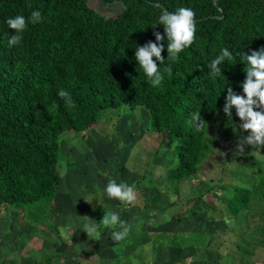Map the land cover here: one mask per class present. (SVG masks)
Segmentation results:
<instances>
[{
	"label": "trees",
	"instance_id": "obj_1",
	"mask_svg": "<svg viewBox=\"0 0 264 264\" xmlns=\"http://www.w3.org/2000/svg\"><path fill=\"white\" fill-rule=\"evenodd\" d=\"M100 2L121 3L124 11L110 19L91 10L87 0H0V209L51 202L60 184L61 137L85 131L106 113L124 106L148 109L151 128L179 140L178 164L155 190L157 195L161 189L180 195L181 185L196 176L206 150L207 127L197 132L189 124L191 114L199 110L209 123L224 113L228 87L244 95L246 65L241 53L250 55L264 47V0ZM180 7L194 11L196 34L178 60L169 62L159 16L165 9L175 12ZM36 10L42 22H29L21 42L9 47L8 37L15 31L7 19L28 18ZM155 32L165 36V61L160 64L153 57L164 76L158 87L150 85L135 59L137 46L161 43ZM223 48L233 58L220 66L223 76L212 78L207 64ZM169 66L171 76L165 71ZM60 89L71 94L75 107L65 106L57 94ZM224 193H219L221 202L226 201ZM205 195L200 197L207 207L205 221L210 222L215 207ZM237 201L233 196L230 203L243 205Z\"/></svg>",
	"mask_w": 264,
	"mask_h": 264
},
{
	"label": "rangeland",
	"instance_id": "obj_2",
	"mask_svg": "<svg viewBox=\"0 0 264 264\" xmlns=\"http://www.w3.org/2000/svg\"><path fill=\"white\" fill-rule=\"evenodd\" d=\"M87 6L110 19L124 11L121 3L106 6L100 0H87ZM240 123L237 115L229 118L224 113L210 120L205 135L206 150L200 157L196 176L189 185H182L180 195L173 194L172 204L164 195L169 191H159V203L149 211L156 219L142 221V231L131 235L128 247L127 237L120 242L111 239L112 232L121 229L100 222L106 211L119 212L110 209L113 200L107 197L99 180L125 183L130 177L126 184L148 182L154 193L155 187L161 181L167 182L169 171L178 164L179 140L169 139L167 131L155 132L151 128L150 112L144 107L124 106L106 113L85 131L67 132L60 140L57 165L60 184L54 199L31 207L7 205L0 209V222L5 226L0 230V264H57L60 256V264H95V260L129 257L136 262L148 259L150 250H134L138 238H143L141 234L146 231L153 237L154 232L168 230L170 221L173 232L180 230L183 225L180 216H186V209H195L200 204L196 201L203 191L215 207L206 232L211 229L215 234H204L202 240L203 235L198 234L187 237V241L214 244L218 259L226 260L227 264L235 259L245 264H264V146H245L244 153L237 154L238 141L248 135L239 129ZM198 180L206 181L207 184L203 183L206 190L196 185ZM192 185L195 187L191 188ZM221 192H225L224 202L220 201ZM233 196L243 205L236 207V203H230ZM86 212L99 227L95 236L84 241L79 236L86 233L82 230L85 220L81 218ZM196 214H200L199 208ZM119 217L124 221L122 212ZM39 233H42L40 238ZM64 243L69 250H63Z\"/></svg>",
	"mask_w": 264,
	"mask_h": 264
},
{
	"label": "clouds",
	"instance_id": "obj_3",
	"mask_svg": "<svg viewBox=\"0 0 264 264\" xmlns=\"http://www.w3.org/2000/svg\"><path fill=\"white\" fill-rule=\"evenodd\" d=\"M29 22L33 25L42 22L41 12L38 10L32 11L28 18L23 15H17L14 18L7 19L6 23L8 27L15 31L14 35L8 37L9 47L16 46L21 42L23 38L22 33L25 31ZM159 25L164 26L167 37V60L169 62H175L178 60L179 54L194 42L196 34L195 13L192 9L186 7H180L175 12H169L165 9L159 16ZM154 35L156 41L161 43L149 41L143 46H137L135 59L138 61L139 68L143 70L150 85L152 87H158L164 80V76L156 60H159L160 64L165 61L162 56V52L164 51L162 41H164L165 36L159 32H155ZM232 58L233 56L229 49L223 48L207 64L209 76L212 78L223 76L220 66ZM241 62L246 65L244 69L246 78L241 84L244 95L237 94L231 87H228L223 109L224 113L231 118L232 110L235 108L236 115L241 121L239 129L248 133L247 136L241 137L238 141L237 154L244 153L245 146H252L253 148L264 146V47L251 51L250 55L241 53ZM165 71L169 76L172 75V68L170 66ZM57 94L64 100L66 107H75V103L68 91L60 89ZM189 124L197 132H203L206 127L208 130V123L203 120L199 110L191 114ZM105 192L109 199H116L127 204H132L136 200L134 187L123 182L117 183L115 180L110 181L106 185ZM82 217L85 220L82 230L88 234V237L95 236L99 225L94 222V219L88 216ZM100 222L104 226L112 228L118 227L121 229L112 232L111 239L114 242L124 240L129 234L130 227L126 222L121 221L119 215L115 212L106 211V214ZM61 233H64V229H61Z\"/></svg>",
	"mask_w": 264,
	"mask_h": 264
},
{
	"label": "crops",
	"instance_id": "obj_4",
	"mask_svg": "<svg viewBox=\"0 0 264 264\" xmlns=\"http://www.w3.org/2000/svg\"><path fill=\"white\" fill-rule=\"evenodd\" d=\"M127 174L125 175V178L128 177ZM129 179L130 177L127 178V180ZM98 180L99 179H97V181ZM127 180H125V183H129V182H126ZM99 181H102V186L106 188V185L112 180H107V179L101 180L100 179ZM191 182L192 181H188V182H185L184 184L189 185ZM197 182L198 183L196 185L199 188L206 190L205 186H203L204 185L203 183H206V181L198 180ZM182 185H181V191H182ZM132 186L134 187V191L136 193L135 202L132 204H127V203L112 199L115 205L113 204L112 207L110 208L111 210H116V211L118 210L119 212L118 215H120L122 212L124 222H126L127 225L130 227L131 232L129 231L130 233L128 234L126 238L127 247L130 246V243H131L130 239L132 238L131 235L136 234L137 231L138 232L142 231V227L144 225L142 221H145V219L146 220L156 219L155 218L156 215L152 216V213L150 215L149 211L152 210V208H156L154 205L156 203H159L158 202L159 195H157L156 190H154L155 191L154 193H156V195L158 196V198H156V195L149 189L148 182H143L142 184H139L137 182ZM193 187L195 186L192 185L191 188ZM202 193H205V192L203 191L200 194H198L199 200L196 201V203L199 202L200 204L196 205L195 209L194 208L186 209L184 212L187 214L186 216L184 217L183 215L180 216V223L181 222L183 223V225H180V230L178 229V230H175L176 232H173L174 228L172 229H170L171 227L169 228V226L172 224V221H170L169 223L167 222L168 225L166 223L168 230L167 228L164 230L167 233H165L162 230H159L160 231V232L158 231L159 233L154 232L153 237L155 239V242L153 240L151 233L148 234L146 233V231H144L141 234L143 235V238H141L140 240L138 238L139 243L140 242L141 243L140 244L136 243L137 247L135 246L134 250L137 249L138 251H145V252H148L150 250L148 259L147 258L143 260L140 259L139 261L136 262L134 261V259H132V257H129L127 260H121L120 258H112L109 260L107 259L106 261L105 259L95 260V264H227L226 260L218 259L217 257L218 252L214 244L202 245L200 244V242H197V241L195 242L187 241V237H193V238L198 237V234L203 235L201 237V240L206 235L209 236L211 233L215 234L214 232H210L211 229H209V231L206 232V227L210 223H208V221H205V213H206L207 207H206V203L201 200L200 196ZM173 194L177 195V193H173ZM173 194H171V192L164 194L168 198V202L170 201L171 204L173 202L171 201L173 198ZM205 200L209 204L211 203L206 198ZM119 203H122V204H119ZM197 208L200 209L199 215L196 214ZM109 212H112V211H109ZM84 216L90 217V213L86 212ZM81 218L83 219V217ZM3 224L4 223L0 222V230L2 228H5ZM213 230L219 231L215 229ZM41 236H42V233H39L38 237L40 238ZM79 237L80 239H82L83 237V240L86 241L85 238H88V234L85 233L83 235H80ZM158 240L160 241L156 242ZM179 240L181 241V243H178ZM183 240H185L186 243H183ZM69 247L71 248V246ZM101 247L104 250L103 246ZM62 248L65 251L66 249H68V246H65V243H64ZM58 259L60 260L57 261V264H60L59 262L61 261V256ZM231 263L245 264L246 262L241 261L240 259H235V261Z\"/></svg>",
	"mask_w": 264,
	"mask_h": 264
}]
</instances>
